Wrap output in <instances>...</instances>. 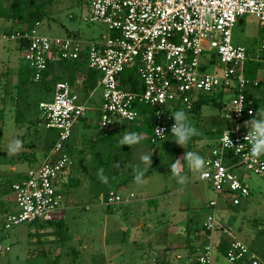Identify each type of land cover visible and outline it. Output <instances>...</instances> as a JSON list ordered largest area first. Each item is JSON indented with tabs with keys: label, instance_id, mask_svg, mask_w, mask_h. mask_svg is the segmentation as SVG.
I'll use <instances>...</instances> for the list:
<instances>
[{
	"label": "built area",
	"instance_id": "built-area-1",
	"mask_svg": "<svg viewBox=\"0 0 264 264\" xmlns=\"http://www.w3.org/2000/svg\"><path fill=\"white\" fill-rule=\"evenodd\" d=\"M85 8L83 20L102 24L108 34L95 40L78 37L48 38L37 35L36 27L25 31L1 32L0 45L18 44L25 63L34 72L33 81H42L50 61H85L99 76L102 105L99 125L104 132L116 123L132 125L143 120L140 107L154 119L151 141L168 138L174 123L170 115L177 106L191 110L203 95L229 92L233 95V129L223 130L216 146L205 156L201 179L211 184L216 198L209 203L216 209L219 198L232 207L243 204L251 195L244 175L264 177V156L253 159L248 130L240 122L253 117L248 106L249 88L264 86L260 78L247 74L249 51L233 44V29L238 20L254 16L264 28V0H80ZM74 18V16H71ZM264 57V47L257 56ZM221 68L207 71L215 64ZM128 68H135L139 89L123 85ZM41 117L57 139L35 169L12 186L16 211L4 219V230L39 221L63 220L65 196L58 189L60 177L73 166L69 141L75 123L85 118L88 106L68 82H58L53 99L39 104ZM160 131H158V130ZM231 143L229 142V133ZM243 170V175L239 172ZM104 201V200H103ZM126 199L110 191L105 205L114 208ZM203 232L220 230L229 237L225 258L231 264H261L257 252L222 227L215 214L203 223ZM11 247L0 241V254ZM216 246L210 240L197 257L199 264H214Z\"/></svg>",
	"mask_w": 264,
	"mask_h": 264
},
{
	"label": "rangeland",
	"instance_id": "rangeland-1",
	"mask_svg": "<svg viewBox=\"0 0 264 264\" xmlns=\"http://www.w3.org/2000/svg\"><path fill=\"white\" fill-rule=\"evenodd\" d=\"M35 2L45 3V10L49 13L36 27L40 37L66 38L73 35L83 40H95L108 34L105 25L83 20L85 8L80 0ZM6 21L0 18V23ZM10 26L4 25L0 34L12 30ZM14 28L19 29L17 25ZM233 44L243 46L250 52L252 60L247 62L248 76L264 80V60L256 59L264 47V28L254 16L245 15L238 20L233 29ZM17 64L21 68L25 67L19 46L15 43L0 45V112H3L0 139L2 150L6 153L0 157V234H4L0 241L11 247L9 253L0 254V264H49L51 257L58 255L62 256L61 264H163L156 248L150 249L143 244L144 241L132 243L133 223L141 219V210L144 213L150 209V216L144 221L147 225L154 223L159 230L164 231L172 222V211L181 214V206L188 208L189 216L197 220L199 227L203 226L211 213L215 214L218 223L257 252L264 264V177L244 175L243 179L252 193L247 203L232 207L219 198L218 206L213 210L209 207V201L215 195L206 186L208 182L201 179L204 169L202 172H192L186 162L181 161V174L188 177L184 185L178 184L169 171L172 161L181 159L184 152H198L205 158L216 146L219 132L235 127L231 109L234 98L229 92L203 95L207 96L209 102L203 105L197 115L185 111L200 135L193 137L183 148L172 141L174 137L153 143L150 139L152 131L142 122L127 124L123 130L136 132L140 136L139 143L132 149L118 144L123 132H116L109 139L106 138L108 142H98V137L102 138L104 135L101 133L105 132L99 126V118L91 120L87 113V118L77 121L73 127L69 141L73 166L63 174L65 183L59 187L67 206L66 217L62 221L66 228L60 230L55 221H39L5 231L4 212L12 203L11 186L19 180L20 173L43 161L46 150L56 141L58 134L46 128V121L39 110L42 101L53 99V83L47 79L41 83L32 81L21 85L16 77ZM217 68H221V64L216 63L215 67H209L207 71H215ZM256 91L264 96V86ZM95 93L94 97L82 101L90 108L100 110L102 89L98 87ZM216 103L222 106H214ZM261 113H264V102L255 117L259 118ZM252 118L254 116L241 121L239 127L246 130L245 124ZM12 138H19L23 144L22 150L14 155L7 151V144ZM145 155H151V163L143 161ZM130 172L135 175L145 172L149 174L142 178L141 183L134 181L135 184L119 189L118 185L124 177L130 176ZM239 172L243 175V170ZM100 175L106 177V181H102ZM111 190L122 193L124 197L127 192L133 191L136 197L134 200L128 198L129 202L121 203L113 212L105 205ZM194 192L202 194L201 201H191ZM141 198L143 202L135 205V199ZM161 204L166 205L168 211L161 213L151 208L152 205ZM135 207L136 212L132 209ZM150 220L153 223L150 224ZM162 223L169 224L164 227ZM215 233L223 234L220 230ZM163 238L165 241L169 237ZM213 241L216 242V239ZM166 257L168 261L179 264L187 260V256L177 258L176 252ZM188 264H196L194 253H190ZM214 264L231 263L217 255Z\"/></svg>",
	"mask_w": 264,
	"mask_h": 264
},
{
	"label": "crops",
	"instance_id": "crops-1",
	"mask_svg": "<svg viewBox=\"0 0 264 264\" xmlns=\"http://www.w3.org/2000/svg\"><path fill=\"white\" fill-rule=\"evenodd\" d=\"M10 1L11 0H6L7 3H9ZM4 25H11L10 28L13 31H15V28H14V25H13L12 22H7V23H3L2 22V23H0V29H2L4 27ZM249 54H250V52H249ZM251 60L249 59V61H251ZM263 60L264 59L259 60V61H263ZM82 62L83 63H81L79 66H77L76 70L74 71V73H76V74H74L75 75V80H76V78H77V80L74 81V83L71 84V85H72L73 90L80 96V98L82 100L83 99L86 100V99H90V98H92V97L95 96V94H96L95 91L99 87V82H98L96 88L91 91V94L86 95L87 92H86V90L84 88V81H85V71L88 70V66L85 63V61H82ZM54 63H57V62H54ZM26 66H28V65L25 63V67ZM21 67L22 66H20L19 64H17V66H16V68H17L16 69L17 82L20 81V78L22 76L21 73H20ZM62 72H63V70L62 69L60 70L58 68V66L55 65V70L53 71V73H49L50 75H49V78L48 79L49 80L52 79L53 75H62ZM255 78H258V77H255ZM250 92L256 98H261V99L264 100V96L263 95H260V93L258 91L254 90V89H251ZM217 93L224 94L225 92L218 91ZM87 113L89 114L88 115V118L91 119V120H93V119L96 120V119L99 118V116H98L99 115V109L98 108L97 109H94V108H92V107L90 108L88 106V112ZM86 118L87 117L85 116V118H83L82 120L84 121ZM232 121H233V119H232ZM98 122H99V120H98ZM233 123H234V121H233ZM124 129H126V125L120 124V123H116L114 125L112 131H110L108 133H106V132L105 133H101L104 136L102 138L101 137L100 138L98 137V142L99 141L108 142L107 140L110 138L111 135H113L116 132H123ZM226 129L230 130V129H233V128H225L223 130H226ZM223 130H221L219 132V135H220V133ZM106 138H108V139H106ZM150 139H151V136H150ZM41 163H39L35 167L32 166L31 168L27 169L26 171L20 173L18 175V178H21L23 175H25L29 171L37 168ZM16 171H17V168L15 167L14 168V172H16ZM128 174L129 175H133L132 172H130ZM64 178H65L64 175H62L60 177L59 182H58V189H59L60 185H64V183H65ZM130 184H135V183L133 181ZM206 186L208 188H210L212 190V192H214L213 191V188H212V186H211L210 183L206 184ZM123 188L124 187L119 188V189H123ZM111 191H113V190H111ZM121 195H122V193H121ZM191 195H192L191 198H190L191 201H194V200L201 201V197H202V194L201 193L194 192ZM214 195H215V193H214ZM10 196H11V202L12 203H11V206L6 210V212H4V219H5V217L8 214L13 213V212L16 211L15 204H14L13 194H11ZM251 196H252V193H251L250 197ZM135 197H136V194L133 191H129V192H127V195L125 197V199H126L125 202H129L128 201V198L134 200L133 198H135ZM250 197L247 200H245L243 203H245V202L247 203L249 201ZM215 198H216V195L214 196V198H212L209 201V203L212 200H214ZM143 200H144L143 198L137 199V200L135 199V205L138 204V203H140V202H143ZM118 206L120 207L121 204L118 205ZM118 206H116V207H118ZM116 207L111 208L113 212L116 210L115 209ZM151 208L154 209V211H156V212L159 211L161 213H164L165 211H168V210H166V205H163V204H161V205H152ZM132 209H135V212L137 211V207L132 208ZM187 209L188 208H186V206H181L180 207V210H181L180 213L181 214H179L178 212H176L175 210H173L172 211L173 214H172V217H171V221L172 222L170 224L169 223H166V224L165 223H162L163 226L169 224L164 231L159 230V228H157L158 226L156 224H154L151 220H150V224L153 223L154 225L153 224L152 225H147V223L144 221V219H148V217L150 216V214L148 213V212H150V209H149V211H145L144 213H143V210H141V216H140L141 219H139L135 224L133 223L134 226L132 227V230L133 231H132L131 234L134 235V238H132V240H133L132 243H134V242L135 243H139L141 241H144L145 243H143V244L147 245V247H149L150 249L151 248H153V249L156 248L155 251L158 252V255L161 257V258L160 257L159 258L161 260H163V262L168 261V259L166 257L167 254H170L171 255L174 252H176L177 258H179V259H183L184 256L185 257L187 256L186 257L187 260L185 261L184 264H188L189 258H190V253H194V255L197 257V255L202 251V249H203V247H204L205 244H207L208 242H210V240L213 241V239H216V242L213 241L214 245L216 246V251H215V254H214V260H215V257L217 255H221V256L225 257V254L222 252V248H220V247H221V244H222V242L224 240H229V237L227 235L221 234V233H218V234H216V233L214 234L213 233L212 235H206L203 232V228H202L203 226L202 227H199L198 226L199 223L197 222V220H195L194 218H192V217L189 216V211ZM131 216L132 215H130V218H131ZM65 217H66V211H65V215H64L63 220L65 219ZM159 222H161V221H159ZM146 226L147 227L149 226V228H147ZM142 232H144V234ZM184 235H185V237H184ZM3 236H4V234L1 233L0 234V238H2ZM163 237H169V238L166 239L167 241L166 240L164 241V238ZM189 240H190V243H189ZM138 246H140V244ZM168 262H169V264H179V263L170 262V260ZM262 264H263V262H262Z\"/></svg>",
	"mask_w": 264,
	"mask_h": 264
},
{
	"label": "trees",
	"instance_id": "trees-1",
	"mask_svg": "<svg viewBox=\"0 0 264 264\" xmlns=\"http://www.w3.org/2000/svg\"><path fill=\"white\" fill-rule=\"evenodd\" d=\"M45 6H46L45 3H36L35 0H11V3L9 5L6 2V0H0V18L7 20L6 22H12L14 26L17 25L19 30L25 29V31H29V30L34 29L38 23L40 24L41 22H43L45 20V18L48 16L49 13L45 10ZM74 18H75V16H74ZM12 31L13 30H10L9 32H12ZM72 36L73 35H69V37H72ZM73 37H78V36H73ZM19 48L21 51L20 46H19ZM263 59H264V57H263ZM81 63H83V62H81V61H76V62L59 61L57 63H54V61H50L48 64V70H46V72L44 73L42 81H40L38 83L47 81V79L50 75L49 73H53V71L55 70V65H57L60 70L61 69L63 70V72H62V75H53L52 79H50L51 82L53 83L52 86L55 87L56 84L58 82H61V81L68 82L71 85L75 81L74 71L76 70L77 66H79ZM20 73L22 75L20 78V81H19L21 85H24V84L26 85V84H29V82L33 81L34 72L28 66L21 68ZM250 78L255 79L253 77H250ZM98 82H99V77H98L96 72L91 71L90 69L85 71L84 88L87 92L86 95L91 94V91L96 88ZM121 83L123 85H130L133 87V89H136V90L139 89V80L135 76V68H128L123 73L122 78H121ZM260 88H261V86L259 88H249V90L246 92L247 99H248V106H250L254 109L255 115L258 111H260L261 105L264 102V100L261 98H256L250 92V90L251 89L258 90ZM208 102H209V100L207 99V96H201L194 103L193 109H191V110L184 109V111H186V112L189 111V113H191L193 115H197L201 112L203 105L207 104ZM214 106L221 107L222 104L216 103V104H214ZM140 109H141V113L145 114L144 119L138 120L136 123L142 122L145 125H147L148 128L152 131L151 132V135H152L153 127H154L153 116H152L151 112L147 111L144 107H140ZM182 109H183V107L177 106L173 110L172 113L176 112L177 110H182ZM0 114H2V115H0V127H1L2 122H3V120H2L3 119V112L1 111ZM170 137H173V136L169 135L168 138H170ZM51 147H49L46 150L45 156L48 154L49 149ZM5 154L6 153L2 150L1 139H0V157H4ZM25 157H26V155H25ZM142 174H143L142 178H144V177L148 176L149 173L145 172ZM134 177H135V174L130 175L128 177H124L122 179L121 183L118 185V188L128 186V184H130L131 182L134 181ZM12 186H11V193L13 194ZM110 210L112 211L111 208H110ZM55 222H57L56 223L57 228L59 227L60 230H62L63 228L64 229L66 228V225L62 222V220L55 221ZM228 243H229V240H224L221 244L220 248H222V252L224 254H226ZM198 255H197V257H198ZM197 257H196V264H199L197 262ZM61 258H62L61 255L52 256L49 264H61ZM163 264H169V263L163 262Z\"/></svg>",
	"mask_w": 264,
	"mask_h": 264
},
{
	"label": "clouds",
	"instance_id": "clouds-1",
	"mask_svg": "<svg viewBox=\"0 0 264 264\" xmlns=\"http://www.w3.org/2000/svg\"><path fill=\"white\" fill-rule=\"evenodd\" d=\"M174 121L170 134L174 137V141L177 145L183 148L188 144L193 137L200 135L198 129L190 122L188 114L183 110H177L170 115ZM245 127L248 130V134L245 140L250 141V154L253 159L264 156V113H261L259 118L255 117L247 121ZM158 130V129H157ZM159 131V130H158ZM228 131V130H227ZM160 132V131H159ZM229 133V142L230 132ZM140 141V136L133 131H124L123 135L118 140L120 147L128 146L130 149ZM232 144V143H231ZM23 144L19 138H12L7 144V151L9 154H16L22 150ZM143 161L151 163V155H145L142 157ZM181 161L186 162L188 169L192 172H202L205 166V158L198 152L188 151L184 152L181 159L173 160L169 171L175 178L176 182L180 185L187 183L188 177L181 174L180 164ZM118 166V165H117ZM102 171V170H101ZM142 173H137L134 177V181L139 184L142 182ZM102 181H106V177L100 175Z\"/></svg>",
	"mask_w": 264,
	"mask_h": 264
}]
</instances>
